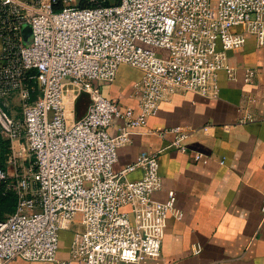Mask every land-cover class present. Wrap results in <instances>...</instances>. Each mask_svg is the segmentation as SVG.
<instances>
[{
	"label": "built area",
	"instance_id": "1",
	"mask_svg": "<svg viewBox=\"0 0 264 264\" xmlns=\"http://www.w3.org/2000/svg\"><path fill=\"white\" fill-rule=\"evenodd\" d=\"M81 1L0 0V192L15 194L14 209L0 218V264L17 257L42 264H139L159 257L166 218L183 213L173 189L165 200L152 196L162 184L157 151L142 150L115 171L117 148L131 141V126L148 127L147 117L175 92L217 97L218 71L236 77L227 51L241 47L245 33L264 45V0ZM23 22L32 27L28 45ZM121 63L142 72L131 88L136 115L93 84L111 81ZM255 75L254 67H244L246 82ZM80 90L90 102L73 119ZM114 117L123 123L110 135ZM258 119L246 111L237 122ZM208 126L148 128L172 133L167 146L186 152L184 139ZM207 157L193 151L195 160ZM137 167L141 176L128 178ZM77 217L68 255L58 256L60 231Z\"/></svg>",
	"mask_w": 264,
	"mask_h": 264
},
{
	"label": "crops",
	"instance_id": "2",
	"mask_svg": "<svg viewBox=\"0 0 264 264\" xmlns=\"http://www.w3.org/2000/svg\"><path fill=\"white\" fill-rule=\"evenodd\" d=\"M245 36L241 47L227 51L236 77L229 79L224 69L218 71L217 97L177 91L147 117L149 128L208 124L207 129L200 128L184 139L186 152L167 146L172 133L160 136L144 126H131V141L117 148L115 171L134 161L142 150L157 151L162 184L152 196L165 200L167 191L173 189L174 204L183 213L180 219L171 214L166 218L159 257L139 264H264V214L260 210L264 197V45H258L252 34ZM245 66L256 69L252 82L244 80ZM141 74L139 68L121 63L111 81L93 84L121 108L130 106L136 115L139 106L131 88ZM89 102V92L80 90L72 102V118L82 117ZM246 111L259 119L238 123ZM122 123V118L114 117L109 134L114 135ZM193 151L208 157L195 160ZM140 176L139 167L127 173L130 179ZM72 223L79 227L72 230L71 238L80 229L78 217ZM70 225L60 231L57 253L68 255L71 238L66 245L62 234ZM8 264L42 262L17 257Z\"/></svg>",
	"mask_w": 264,
	"mask_h": 264
},
{
	"label": "rangeland",
	"instance_id": "3",
	"mask_svg": "<svg viewBox=\"0 0 264 264\" xmlns=\"http://www.w3.org/2000/svg\"><path fill=\"white\" fill-rule=\"evenodd\" d=\"M74 2L77 1V0H73ZM112 1V0H110ZM79 4L81 5H85L87 4L86 0H82ZM32 38H33V33H32V27L30 25V23L28 22H23L22 25H21V39H22V43L25 44V45H28L30 44V42L32 41ZM12 109L13 111L17 112V114L19 115L20 114V106L18 104V100H14V102H12ZM3 143H5V140L4 138H2V136L0 135V144L2 145ZM7 171L8 173L10 174L11 173V167H7ZM78 224L77 223H72L70 225V228L67 230V232H63L62 234V241H64L66 243V245H68L69 243V240L71 238V232L72 230H76L78 228ZM57 255H61V256H64L65 253L64 252H61V251H58ZM66 256V255H65ZM78 262H73L72 264H77Z\"/></svg>",
	"mask_w": 264,
	"mask_h": 264
},
{
	"label": "trees",
	"instance_id": "4",
	"mask_svg": "<svg viewBox=\"0 0 264 264\" xmlns=\"http://www.w3.org/2000/svg\"><path fill=\"white\" fill-rule=\"evenodd\" d=\"M5 143L0 144V148H4ZM15 206V194L11 188H7L5 193L0 192V218L4 214L11 212Z\"/></svg>",
	"mask_w": 264,
	"mask_h": 264
}]
</instances>
